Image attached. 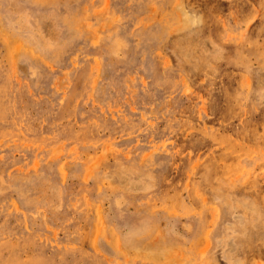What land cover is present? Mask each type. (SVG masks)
I'll return each instance as SVG.
<instances>
[{
    "label": "rangeland",
    "instance_id": "1",
    "mask_svg": "<svg viewBox=\"0 0 264 264\" xmlns=\"http://www.w3.org/2000/svg\"><path fill=\"white\" fill-rule=\"evenodd\" d=\"M0 264H264V0H0Z\"/></svg>",
    "mask_w": 264,
    "mask_h": 264
}]
</instances>
